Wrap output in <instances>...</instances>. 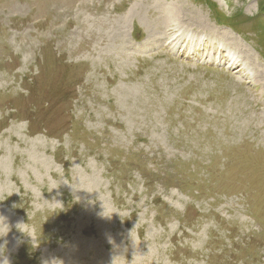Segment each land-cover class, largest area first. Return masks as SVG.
I'll return each instance as SVG.
<instances>
[{
	"label": "rangeland",
	"instance_id": "rangeland-1",
	"mask_svg": "<svg viewBox=\"0 0 264 264\" xmlns=\"http://www.w3.org/2000/svg\"><path fill=\"white\" fill-rule=\"evenodd\" d=\"M0 264H264V0H0Z\"/></svg>",
	"mask_w": 264,
	"mask_h": 264
},
{
	"label": "bare ground",
	"instance_id": "bare-ground-1",
	"mask_svg": "<svg viewBox=\"0 0 264 264\" xmlns=\"http://www.w3.org/2000/svg\"><path fill=\"white\" fill-rule=\"evenodd\" d=\"M182 14V13H181ZM169 16H170V18L172 19V21L175 23V24H177L176 22H178L179 21V19L181 18L180 17V11L179 10H176V9H172V11H171V13L169 14ZM170 19V20H171ZM178 26V25H177ZM177 28V27H176ZM186 36V35H185ZM189 37L190 38H193V37H195V38H197L195 35H192V34H190L189 35ZM200 38V37H199ZM201 43V42H200ZM231 55V54H230ZM235 65V64H234Z\"/></svg>",
	"mask_w": 264,
	"mask_h": 264
}]
</instances>
